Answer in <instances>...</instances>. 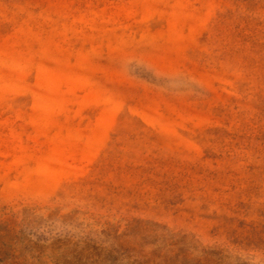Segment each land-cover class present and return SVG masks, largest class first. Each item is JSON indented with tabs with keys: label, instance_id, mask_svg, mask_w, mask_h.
<instances>
[{
	"label": "rangeland",
	"instance_id": "obj_1",
	"mask_svg": "<svg viewBox=\"0 0 264 264\" xmlns=\"http://www.w3.org/2000/svg\"><path fill=\"white\" fill-rule=\"evenodd\" d=\"M0 264H264V0H0Z\"/></svg>",
	"mask_w": 264,
	"mask_h": 264
}]
</instances>
